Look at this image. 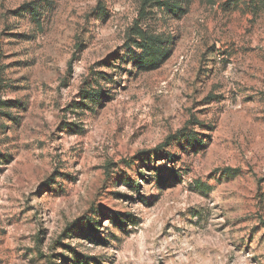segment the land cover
<instances>
[{"label": "rangeland", "instance_id": "rangeland-1", "mask_svg": "<svg viewBox=\"0 0 264 264\" xmlns=\"http://www.w3.org/2000/svg\"><path fill=\"white\" fill-rule=\"evenodd\" d=\"M0 264H264V0H0Z\"/></svg>", "mask_w": 264, "mask_h": 264}, {"label": "trees", "instance_id": "trees-1", "mask_svg": "<svg viewBox=\"0 0 264 264\" xmlns=\"http://www.w3.org/2000/svg\"><path fill=\"white\" fill-rule=\"evenodd\" d=\"M143 50H144V52L147 53V55H148L149 53L154 52V49L152 48V46H149V45L146 44V43H145V46L143 47ZM143 60H144V59H143Z\"/></svg>", "mask_w": 264, "mask_h": 264}]
</instances>
